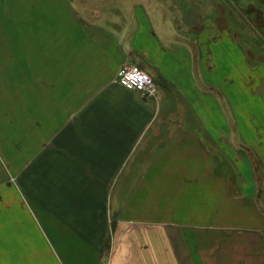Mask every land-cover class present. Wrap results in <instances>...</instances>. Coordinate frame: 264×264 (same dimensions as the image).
<instances>
[{"label": "crops", "instance_id": "obj_1", "mask_svg": "<svg viewBox=\"0 0 264 264\" xmlns=\"http://www.w3.org/2000/svg\"><path fill=\"white\" fill-rule=\"evenodd\" d=\"M64 4L66 23L54 26L30 5L23 12L32 22L16 30L21 39L23 28L40 29L45 45L57 47L49 61L60 74L49 72L40 88L50 110L61 111L56 122L49 117L44 153L47 173L55 167L62 177L52 194L62 231L100 239L111 221L119 243L107 260L99 249L87 264H196L187 238L238 229L264 254V117L244 130L245 77L230 71L233 59L213 28L176 27L158 10L134 8L133 26L116 30ZM127 65L153 79L154 97L140 99L118 85ZM230 98L237 116L229 118ZM231 153L242 163L232 179L241 198L230 194ZM8 259L0 264H17Z\"/></svg>", "mask_w": 264, "mask_h": 264}, {"label": "rangeland", "instance_id": "obj_2", "mask_svg": "<svg viewBox=\"0 0 264 264\" xmlns=\"http://www.w3.org/2000/svg\"><path fill=\"white\" fill-rule=\"evenodd\" d=\"M65 1L0 0V261L6 256L8 261L14 260L17 264H87L95 260L96 250L103 251L101 257L106 259L114 245L119 244L113 236L111 221L107 229H102L104 225L101 227L102 232L108 234L100 239L101 235L95 233L82 239L66 236L53 202L57 199L52 194L62 177L55 167L51 169L53 174L47 173L44 151L52 130L49 117L53 114V122H56L61 111L50 110L40 82L46 81L51 71L56 76L60 74V66L51 65L49 61L50 55H56L57 47L45 45V40L39 36L40 29L23 28L19 39L16 28L19 22H32L23 12L30 5L36 7L42 20L47 19L54 26L66 23ZM67 1L75 16L116 30L133 26L134 8L147 12L158 10L176 27L184 28L191 23L199 30L202 25H210L213 37L222 40L233 59L230 71L232 68L239 73V81L245 77L242 82L244 105L248 107L241 115L247 124L244 130L254 128L251 126L254 117H264V0ZM30 12L28 9L26 13ZM61 16H64L62 22ZM248 100L252 104H248ZM228 112L229 118L235 117L231 98ZM232 128L235 130V126ZM251 131L244 132L251 134ZM229 159L230 194L235 196L237 191L232 179L237 178L235 167L240 169L242 163L234 153ZM251 186L255 192L254 184ZM51 187L53 191L48 195ZM242 192L236 198H241ZM238 230L219 231L222 238H218L217 233L209 234L208 238L202 234L187 238L191 248L196 249V264H252L253 260H257L255 264H264L261 246H248L253 236ZM250 255L252 259L248 260Z\"/></svg>", "mask_w": 264, "mask_h": 264}, {"label": "built area", "instance_id": "obj_3", "mask_svg": "<svg viewBox=\"0 0 264 264\" xmlns=\"http://www.w3.org/2000/svg\"><path fill=\"white\" fill-rule=\"evenodd\" d=\"M117 82L119 86L137 94L140 98L151 97L156 92L152 79L137 66L121 68L117 73Z\"/></svg>", "mask_w": 264, "mask_h": 264}, {"label": "water", "instance_id": "obj_4", "mask_svg": "<svg viewBox=\"0 0 264 264\" xmlns=\"http://www.w3.org/2000/svg\"><path fill=\"white\" fill-rule=\"evenodd\" d=\"M69 1H72V0H69Z\"/></svg>", "mask_w": 264, "mask_h": 264}]
</instances>
